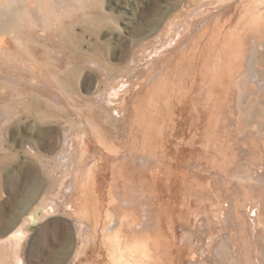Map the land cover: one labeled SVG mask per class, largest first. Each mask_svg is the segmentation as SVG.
<instances>
[{
	"label": "bare ground",
	"instance_id": "6f19581e",
	"mask_svg": "<svg viewBox=\"0 0 264 264\" xmlns=\"http://www.w3.org/2000/svg\"><path fill=\"white\" fill-rule=\"evenodd\" d=\"M139 2V0H0V89L6 84L15 86L11 98L21 99L20 103H24L22 104L24 107L30 109L44 107L48 112L51 109L52 115L59 113L60 109L63 111L62 114L65 112L68 116V121L66 120L68 126L61 128L63 130L61 143L50 145V151L59 147V151L56 149L58 152L55 150L56 153L52 157L39 150L37 139L41 136V126L38 117L34 115L35 117L28 122L36 131V136H40L36 139H27L28 144L25 145L24 142V145H20L22 155L27 154L25 156L27 159H30L29 155L34 153L41 155L43 158L40 162L41 169L46 174L45 183L38 188L32 202L45 188L40 202L45 213L62 211L64 207H68L65 213L70 215L75 226L79 228L76 232L82 242L76 250L75 257L77 258L82 252L88 254V248L98 251L94 253V257L92 255V258L87 259L88 264H200L205 259L201 262L199 258H206L204 254L211 253V249L216 245L212 239L217 237L212 238V234L217 228L222 229L223 235L220 230L217 231L220 232V238L222 236L225 240V242L221 240L222 242L215 246L217 250L221 245L226 246L231 255L235 254L231 257L236 260L234 264L237 262L249 264L251 259H247L245 252L243 253L244 231L241 223H244L242 222L244 220L241 221L242 217L239 218L242 212L240 213L238 209L241 203L245 209L249 206L247 212L243 211L246 212V221H248L246 223L254 222L260 226V240L255 238L254 241L255 244L260 241L264 245V226H262L264 216L261 217L264 212V194L260 195L259 201L249 193L245 194L246 197L242 200L243 185H237L240 181L236 177L237 186L226 187L225 182L228 181L225 179L230 173L227 174L225 170H231L233 167L229 166L236 165L234 167L237 172L242 171L246 174L243 168L247 163L242 160L245 159L249 166L256 167V171H259L257 168H262V171L259 174L257 171L256 175L264 179L262 160L264 142H261L264 141V0H204L202 4L193 6L188 11L186 19H182L180 24L179 21L174 22L175 29L170 34L169 40L167 38L162 40L158 35L157 42L161 44L159 47L154 43L153 46H149V50L144 47L143 51H146V55L143 56L145 59L143 64L146 65V69H138L139 72L134 73L139 79L145 77L144 84L141 85V90L134 101L127 100L131 101L130 105L124 103L121 105V96L132 83L129 77L132 78L134 75L131 72V75L128 73L130 76L125 79H123L125 72L114 77L110 75L111 73L108 74L107 67L105 68L101 61L87 57L88 65H85L86 63H81L83 61L81 57H78L79 62L77 60L75 62L70 57L66 58V55L70 49L75 50L81 46V42H76L72 38V35L77 34L76 31H79L81 37H88L86 41L88 45L98 44L99 30L97 31L96 28L105 20L116 24L115 31L118 34L115 36L114 31L108 33L112 38L116 37L117 42L125 39L117 26L119 16L114 13L111 5L114 4L119 9L124 5L132 11H138ZM182 2V0L177 2L172 0L161 6L162 11L155 21L148 23L150 24L148 31L151 35H157V31L162 26L170 23V20L168 21L170 13ZM201 7L210 10L205 13L199 10ZM173 24L170 23L169 28ZM169 28L165 36L171 32ZM158 32L161 34V30ZM93 33H95L94 40ZM162 33H164L163 29ZM108 42L110 41L107 40ZM171 43H174V46L165 49ZM51 51H56V54L59 51L64 57L61 59L63 65L61 62L59 64L63 70L61 66L56 65L57 63H55L56 69L59 68L60 71L53 70L54 66H50L48 56ZM59 58L61 57L54 59L59 63L60 60H57ZM137 58L142 60L139 56ZM50 59L53 60L51 57ZM132 59L137 61L135 57ZM86 68L107 73L103 85L97 88V93L93 98L91 97L92 104H95L92 106H97L100 111L102 109L104 115L109 114L117 129L107 127L106 124L105 127L104 125L99 127L96 117L94 119L93 112L90 111L89 102L73 92L76 77L69 71L79 70L81 76ZM19 106L20 104L18 107L14 104L11 107L13 110L14 107L19 110ZM10 108H2L0 112L1 148L6 144L5 134L7 135L8 127L16 122L18 116L22 117L20 110L18 112L17 109L13 111ZM55 108L58 109L57 112L54 111ZM143 118L147 127H154V131L150 136L147 135L149 132H146L148 138L140 137L141 139L138 140V136L132 135V130L138 124L141 127L143 122L141 124L140 122ZM181 123L187 127L186 135L182 139V136L179 137L181 146L189 144L190 147L193 144L196 146L200 144L198 146L200 149L198 156L187 160L188 170L185 174L184 191L189 199L188 206L185 208L182 206L181 209L176 206L170 215L166 212L169 216L165 221L160 209L161 200L153 196L145 187L146 190L140 187L139 192L133 194L135 188L132 189V182L138 181L141 175H149L161 159L163 162L169 159V157L163 159V152L157 154L156 147L162 150L159 146L162 142L164 144L163 139L170 138L168 132L176 130L175 127ZM159 128L166 131L163 136L160 135L162 130L158 133ZM178 134L182 135L180 132ZM175 135L176 133L172 136ZM52 137L53 130L51 134L46 135L47 139ZM174 140L177 141L176 138ZM166 144L169 145L168 142ZM214 164L216 169L213 171L216 175L213 179L217 180V185H211L213 182L207 180L209 186L211 185L208 188L203 181L205 176L200 172ZM227 164L229 166L226 167ZM133 171H139L140 176L133 175L135 174ZM160 171L159 169L158 174ZM251 173L246 176H249L248 178L253 176V179H250L254 180L256 176ZM164 176L163 178L166 179ZM180 176L177 179L181 178ZM21 177L32 178L38 182L39 168L33 166ZM243 180L245 182V178ZM144 181L146 186V180ZM161 182L163 185L166 183L163 180ZM232 182L234 181L228 182L229 185ZM248 182L247 180L244 186ZM248 186L247 188H250ZM258 189H260L259 185ZM262 190L261 193H264ZM129 191L135 197L138 195V203L136 202L137 206L134 205L133 208L136 207L134 211H126L127 206L123 208L121 206L122 202L126 203L130 200L126 194ZM197 191L198 195H196ZM159 194L158 196L161 197ZM187 199L184 200L187 202ZM224 203L226 205H223ZM28 209L27 207L25 210H19L15 220L8 224L12 229L20 223L16 233L12 234L15 239L0 242V264H27L21 250L18 251L20 248L18 243L26 233L25 228L30 218H35L34 214H27L30 210ZM250 212L253 213L252 217ZM215 215L219 220L214 219ZM223 223L226 227L221 225ZM204 228H207L209 234L206 233L207 235L202 239L200 236ZM66 229L68 236H72V227L67 226ZM67 243L68 246L72 244L71 237ZM256 251L255 257H258V248ZM224 252L227 254V249L218 256L221 264L226 258ZM226 256L228 258V255ZM251 256L253 258L254 255ZM29 257L28 254V261ZM231 258L229 257L228 260H232ZM209 263L212 264V260L208 261Z\"/></svg>",
	"mask_w": 264,
	"mask_h": 264
},
{
	"label": "rangeland",
	"instance_id": "374dc122",
	"mask_svg": "<svg viewBox=\"0 0 264 264\" xmlns=\"http://www.w3.org/2000/svg\"><path fill=\"white\" fill-rule=\"evenodd\" d=\"M139 1H140L138 3V7L139 8L137 9L138 11H132L131 9L126 8L124 5H121L120 9L118 7H116L114 4L111 5V7L114 10V13L116 15L118 14V16H119V21H118L117 26L120 29L121 35L124 36L125 39H121V40H119V42H117L116 37L112 38V36L110 34H108V33H111L112 31H114L116 33V31H115L116 30L115 29L116 24L114 22H110L108 20H105L104 22H102L100 24V27L96 28L97 31L99 30V43L98 44H92L91 46L88 45V42H86V41H88L87 40L88 37H86V36L81 37L79 35V31H76L77 34L76 35H72V38L76 42H79V43L81 42V46L75 48V50L74 49L73 50L70 49L67 52L66 58L70 57V59H72V60H74L76 62V60L78 61V59H80L78 57H81L83 59V61L81 63H83V64L86 63L85 65H88V61L86 60V58L87 57H91V58H94V59L98 60L99 62L101 61L100 63L105 68L107 67L106 70H107V72L109 71L108 74L111 73L110 74L111 76L116 77L117 75L118 76L119 75H123L124 72H125V74H124L125 76H124L123 79H125V77L130 76L131 74H133L135 76L134 73H138L140 69H144V68L146 69V65L143 64V62L145 61L143 56L146 55V51H143L144 47H147V50H149V48L151 46H153V43H154V45L159 47L161 44H159L157 42V41H159L158 40L159 38H157L158 35L161 36L162 40H164L166 38H167V40H169L170 34L173 33L174 32L173 30L175 29L174 28L175 27V23L174 22L179 21L178 23L180 24L182 19H184V18L186 19L188 11L193 6L195 7V6L199 5V4H202L204 0H182L183 2L181 3V5H178L176 7V9L170 13V16L168 18V21L170 20L171 24L174 23L173 26H171V28H169V24L170 23H167L168 26H167V24H165L164 26H162L158 30V31L161 30V34H159L160 32L157 31V35L156 34H154V35L150 34V31H148L150 24H148V23L154 22L155 18H157L158 14L162 11L161 6L166 5L167 2H171L172 0H139ZM173 1L177 2L178 0H173ZM199 10H202L204 12L205 11L208 12L210 9L209 8H205V7H201V8H199ZM137 14H138V16H137ZM167 28H169L171 30V32H169V34H167V36H165V32L167 31ZM162 29L164 30V33H162ZM117 34L118 33H116L115 36ZM92 35H93L92 38L94 40L95 39V33H93ZM162 35L164 37H162ZM107 40L110 41V42H108L109 44L107 43ZM110 43H111V45H110ZM117 43H120V44H117ZM173 44L174 43L168 44L165 49L171 48ZM132 45H133V47H132ZM139 49H140V51H139ZM133 51H134V53H132ZM70 53H71V55H73V53H74L73 57L70 55ZM51 54H53V55L51 56ZM60 54L61 53L59 51H57V54H56V51H51L50 56H48L49 64H51L50 66L51 67H52V65L54 66L53 67L54 69L52 68L53 70L60 71L59 68L56 69L57 67L55 66V63H57L56 65L58 67L61 66V65L59 66V64H61V63L63 65V62H62L61 59H64V57L62 55H60ZM128 56H129L130 59L128 58ZM138 56L141 57L142 60H139L140 58H137ZM50 57L53 59L52 61H53L54 64L52 63V61H50L51 60ZM55 57H57V58L61 57V58L57 59V60H60L59 63H58V61H56L54 59ZM133 57H135L137 59V61H134L132 59ZM73 58H76V59H73ZM60 68H62L61 70H63L62 66ZM69 72L72 73L73 76L75 75L74 77H76L75 81H74V84H73V88H72L73 92L75 94L80 95L81 98L86 100V102H89L90 111H91V113L93 112L92 113V115L94 116L93 118L95 119V117H96L95 120L99 123V127H101L102 125H104L103 127H105V124H106L107 127H110L112 129H117V126L114 125L113 120H111L112 118L110 117V115L107 114V113H105V115H104V112H102V109L100 107L99 108L101 109V111L98 109L97 106L93 107V106H95V104L94 105L92 104L93 103L92 98H93V96H95V93H97L96 89L103 85V81H105L107 73L106 74L105 73H99L101 71H99L98 69H94V68H91V69L90 68L89 69L86 68V71H85L86 73L85 72L82 73L81 76H80V71L79 70H77L76 72L75 71L74 72L69 71ZM121 72H123V73H121ZM130 72H131V74H130ZM128 73L130 75H128ZM134 76L132 78L129 77L130 81L132 83L129 84L127 89L123 92V95L121 96L122 99L120 100L121 101L120 104L122 103L121 105H124V104L125 105H130L131 101H134L137 98V96H138V94H139V92L141 90V85L144 84L143 81H145L144 80L145 77H142V78L139 79V77H137V76L134 77ZM14 87L15 86L6 84V85H3L2 88L0 89V112H1L2 108L9 109L11 106L13 107L14 104L16 105V107H18V104H20V106H19L20 112H19L18 108H16V107H14V108L17 109V111L19 113L22 112L21 113L22 117L18 116L19 118L18 117L16 118V122H13V125H11V127H8L7 132H6L7 135L5 134V136L7 138L5 137L6 138L5 139L6 140L5 141L6 144L4 145V148L0 147L1 148L0 149V242L7 241V239H11V240L15 239V237L12 236V234H13V232L16 233L17 228L19 227L20 223H18L12 229H10L8 227V224H10L11 222H13V220H15L16 213L19 210L22 211L23 209L25 210V208L28 207L30 210L28 209L29 211H28L27 214H34L35 215V222H31V220L29 221L28 225L25 228L26 229V233L20 238V241L18 243L20 245V248L18 249V251L21 250V253L23 254L24 259H25L27 264H88L87 263L88 260L90 258H92V255L94 257L95 254L98 251H97V249L95 250L94 248H92V249L90 248V250L88 248V251H89L88 254H85V253L82 252V253L78 254L77 258L75 257V254H77L76 250L82 245V242L80 240V236H78V233L76 232L77 229L79 231V228H77L75 226V224L73 223L72 218L70 217V215L65 213V210H67L68 207H64L65 209L62 210V211H55V212H51V213H45L44 212V208H43L42 204L40 203L41 200H42L43 191H44L45 188H43V190L39 193V197H37V199H35V201L32 202L33 197L35 196L38 188L41 186L42 183H45V180H46V174H45V172H43V169H41V165H40L41 164L40 162H41V160H43V158H42L41 155L34 153V155L36 157L34 155H29L30 159L29 158L27 159V157H25V156H27V154H25V156L22 155V148L20 147V145H24V142H25V145L28 144V142H27L28 140L27 139H30V138L36 139L37 137H39L41 135L40 138L37 139V144L39 145V150L41 151V153L49 155L48 157H52L56 153L55 152L56 149L59 151V147H57L54 151H52V150L50 151V145H52L53 143L56 144V145L61 143L62 136H63V130L61 128H66L68 126L66 124V122L68 121V118H67L68 116L65 114V112L62 114L63 111L60 110V109L58 110L56 108L54 109V111L58 110L59 113L55 114L54 111H53V114L56 115L55 116V115L51 114L52 113L51 109L48 112V110L45 111L46 109L44 107H37V108L35 107V108H31V109L29 107H24V105H22L24 103H20L21 99L20 100L19 99L14 100V98H13V100H12L11 92H12ZM123 98L124 99L127 98V99L123 100ZM129 99L131 101H127ZM128 102H129V104H127ZM117 105H119V103ZM21 107H23L24 109L23 108L21 109ZM92 107H93V110L91 109ZM39 109H41V111ZM12 110H13V108H12ZM36 111H37V113H36ZM42 111H44V112H42ZM45 112L47 114H44ZM40 113H42V114H40ZM61 114H62V116H61ZM64 114L66 116H64ZM34 115L38 117V123L41 126V130H40L41 134L39 136H36V131H34L33 128H31L29 126V124H28L29 120L33 119L35 117ZM48 115L50 116V118H49ZM44 117H45V119H43ZM144 122H145V120L143 118V120L140 122V124L142 123L141 127H139L140 125L138 124L132 130V135L134 134L133 136H136V137L138 136V138H137L138 140H139L140 137L141 138L142 137H144V138L147 137L148 138V136L151 135L152 131H154L153 130L154 127L153 128H151L150 126L147 127L146 122L145 123ZM175 128H176V130L168 132L170 138L172 137L171 139L164 135V137H166V139H163L165 145L163 144V142L161 140L162 144L159 147H161L162 150H158L157 149L158 146L156 147L157 154H160V153L163 152V154H164L163 159L168 158V157H169V159H165L164 160L165 162H163V160L161 159V161H160L161 164L158 162L157 163L158 167H156L157 165L154 166V168L152 169L153 172L151 171V173L149 175L146 174V175H141L140 176L141 173H139V171H137V172L133 171V173H135V174L132 173L135 176H140L138 178L139 180L136 181L137 183L135 182V180L132 182V184H133L132 189L135 188L134 189L135 191H133L131 189V191H133V194H137L139 192V190H140V187H142V188L145 187L147 189V191H150L151 194H153V196L158 197L161 200V202H160L161 204L160 203L159 204H160V209L163 212L165 221H167L168 216L170 214H172L173 209H175L176 206H177V208L179 207L178 209H181L182 206H183V208L188 206L189 199H187V197H186L187 195L185 194V191H184V183H185V176H186L185 174H186V172L188 170L186 168L187 160L191 159L193 156H198L199 149H200V147H198V146H200V144H198V146H196V144H193L192 146L190 145V147H189V144H186L188 146H181L182 143L180 141L184 137V135H186V133H187V129L186 128L187 127L185 126V124L181 123L178 126H176ZM180 128H182V129H180ZM178 129H180V131H178ZM52 130H53V137L50 138V139H47L46 138L47 133L51 134ZM139 130H141V131H139ZM161 130L162 129H160L158 133H160ZM185 130H186V132H184ZM177 131H178V133L180 132V134H182V135L179 136ZM146 132L147 133L149 132L150 134L149 133L147 134ZM165 132H164V130H162L160 135L163 136V134H165ZM171 132H174L173 134L176 133V135L172 136L173 134ZM179 137H181V139ZM175 138L177 139V141L174 140ZM178 141L180 142V145H179ZM167 142L169 143L168 146L166 144ZM261 142H264V141L262 140ZM171 143L174 144L173 147H172ZM183 145H185V144H183ZM169 148H171L170 149L171 152L168 151ZM184 149H185V151H184ZM191 149H194V150H191ZM262 149H264V148L262 147ZM189 151H191V152L189 153ZM178 152H180L179 154H181V155H179ZM169 153H171V154H169ZM37 156H38V158H37ZM177 156L179 157L178 159H177ZM180 156L182 157V159H181ZM170 158H171V160H170ZM263 158H264V156L262 157V160L264 161ZM159 160H160V158H159ZM177 160L178 161L180 160V161L177 162ZM242 160L244 161V163L245 162L247 163V165L243 168V171L245 170L244 172H246V174L245 173L243 174L242 171L241 172H237L235 167H234L236 165H232L231 166L230 163H228L230 166L227 164L226 167L229 166V167H233V168L231 170H225L226 173L228 172L227 174L230 173L229 175H227L225 180L228 181L229 183L231 181H234V182H232L229 185L228 182L224 181L226 183V185H227V186L226 185L225 186L229 188V187L237 186V185L241 184V185H243L244 191H245V189L247 188V186L249 185V182H250V186H248L250 188H247L248 190L246 189L245 192L243 191V195H242L243 197H241V198H242V200H244L245 199L244 197H246L244 195L249 193L250 196H253L255 199H257L259 201V200H261L260 195L264 194V193H261V190L264 187L263 186L264 185V183H263L264 179L262 177H260V176L258 177V175H256V172L258 171V170L256 171V169H255L256 167L253 168V166H249L250 164L247 162V160H245V159H242ZM166 161H167V163H166ZM243 161H241V162L243 163ZM168 163H171V165H168ZM33 166H36V167L39 168L40 179L38 180V182L36 180H34L32 178H28V177L22 179L21 175L24 172H26L27 170L32 169ZM164 166H166L165 167L166 170H165V168H163ZM247 166L250 167V168H247ZM173 167L176 168V169L173 170L172 169ZM155 168L157 169V171H156ZM159 169L161 170L160 173H159L160 175L158 174ZM215 169H216V166L214 164L213 166L208 167L207 169H205L204 171L207 170L205 173H204V171L200 172V174H202V175L204 174L205 177L203 176L204 178L203 177L202 178H203V181L207 185L208 188L211 185H214V184L217 185V180L216 181L214 180L215 179L214 175H216V174L214 173L213 170H215ZM247 169H249L250 172ZM257 169H259V171L257 172V174H259V172L262 171L261 170L262 168H257ZM251 170H253V171H251ZM171 171H174V172H171ZM176 171H178V173ZM254 171H255V173H254ZM251 172L253 173V175L255 174V176L257 177V178L256 177L254 178V180L256 182L254 180H252L253 176L250 177L252 179L248 178L249 176L248 177L246 176L248 173H251ZM164 173H166V174H164ZM231 173H232V175H231ZM209 174H211V175H209ZM234 174H235V176H234ZM251 174H249V175H251ZM157 176H158V178H157ZM163 176L166 177L167 180L165 178H163ZM179 176L181 178L177 179V177H179ZM171 177H173V178L171 179ZM207 177H209V178L211 177L210 180ZM213 177H214V179H213ZM236 177L242 183L238 182V184L236 185V183L238 181ZM243 177L245 178V182L246 183H247V180L249 181L248 184L245 185L246 188L244 186V184H246V183L244 182V180H243L244 178ZM199 178L201 179V176H199ZM239 178H242V179L240 180ZM156 179H157V181H156ZM258 179L259 180L261 179V180L259 181ZM141 180L143 181V183H142ZM144 180H146V186H145V181ZM161 180H163L166 183L168 181L169 182L167 184L164 183V185H163V182H161ZM207 180L210 183H212V182L213 183L209 186V184H208L209 182H207ZM174 181H175V183H174ZM251 182H253V183H251ZM261 182L263 184H261ZM169 183H170V185H169ZM180 183H182V184H180ZM258 183H260V184H258ZM38 184H40V185H38ZM140 184H142V185L144 184V185L140 186ZM178 184H180L181 187ZM251 185H253V186H251ZM258 185L260 186V189H258ZM261 185H262V187H261ZM160 187H162V189ZM243 187H242V189H243ZM251 187H253V188H251ZM256 187H257V190H255ZM137 188H138V190H136ZM156 188H158V189H156ZM249 189L250 190L254 189L255 191L251 190L252 191L251 192ZM168 190H170V191H168ZM131 191H129L130 193L126 192L128 198L130 199L129 200L130 202L128 201L129 203L128 202H126V203H128L130 205H128V204L126 205L125 202L121 203L122 208L127 206L126 211H130V210L134 211L136 209V207L135 208H133V207H134L135 204L137 206V203H138L137 202L138 201L137 200V196L138 195L135 197L133 194H131ZM155 191H157V192H155ZM259 191H260V193H259ZM175 192H176V194L179 193V195L178 194L176 195ZM262 192H264V189L262 190ZM198 193L199 192L197 191L196 195H198ZM251 193H253V194H251ZM158 194L161 197H159ZM168 194H170V195H168ZM179 196L182 197V198H180ZM171 199H173V200H171ZM184 199H187V202ZM178 201H179V203H177ZM161 205L164 206L166 209L164 210V207H162ZM173 205H174V207H173ZM223 205H226V204L224 203ZM243 207H244L243 203H241L239 208L242 209V210L238 209V211L240 213L242 212V216L238 212L240 214L239 218L242 217L241 221H242V219L244 220V221H242L244 223H241V224H243L242 225V227H243L242 231H244V233H242V238H243V243H244L243 253L245 252L246 255L245 254L244 255L246 256L247 259H249V258L251 259L249 264H252V263L254 264V262H255V264H257V263L258 264H264V245L260 241H258V243H260V244H258V243L255 244V241H254L255 238L260 240V237H259V228H260V226H257L254 222H253V224L251 222L252 225L250 223H246V222H248V221H246V212H247L249 206L246 207L247 210L245 208H243ZM245 210H246V212H243ZM166 212L169 214L168 216L166 215ZM251 213L252 212H250V215L252 217L253 213L252 214ZM263 216H264V212L261 215V217L263 218ZM214 219L215 220H219V218H216V215H215ZM223 224H221V225L226 227L225 223H223ZM262 224H263L262 226H264V222ZM67 226H71L72 227V229H73L72 230L73 231L72 236L71 235L68 236L67 229H66ZM216 226L218 227V225H216ZM204 229H203V232H202V234L200 236V237H202V239L205 238V236L207 234H209V233H207L208 232L207 228L205 229L206 231ZM217 230L219 231L220 228H217L216 231H214V233L212 234V238L214 236V237H217L216 239H218V240H216V239H212V240H214L216 242V245L218 246V243L220 244V242H222V241L225 242V240L223 239L222 236L220 238V232H218ZM220 231L222 233L221 235H223L224 232L222 231V229ZM165 233H167V231ZM217 233H218L219 237H218ZM69 237H71V242H72V244L70 246H68L69 243H67V241L69 240ZM209 239H208V241H209ZM206 240H207V238H206ZM206 240L204 242H206ZM244 241H246V242H244ZM199 243H202V242L199 241ZM199 246H200V244H199ZM215 246H214L213 249H211L212 252L209 253L210 255L209 254H207V255L204 254L206 256V258H207V262H206V258L205 257L202 258V257L199 256L200 257L199 259H201V262H203V260L205 259V261L203 263H200V264H205V263L208 264V261L211 262V260H212V264H221V261L218 260V256L223 254L222 251H224V250L226 251V249H227V254H226V252H224L225 253L224 257H226V258H225V260H222V264H225L229 257L231 258L232 256L235 255V254L231 255L230 251L228 250V248L226 246L224 247V246L221 245L222 246L221 247L219 245L220 247L218 249L219 250L221 249L222 251L217 250V248H216L217 246L216 247ZM256 247L258 248V257H255V255L257 253V251H256L257 248ZM223 248H224V250H223ZM69 250H71V251L69 252ZM215 250H216V252H215ZM228 252L230 253V256H229ZM219 253H220V255H219ZM28 254L30 256L29 257L30 258L29 261L27 260L28 259ZM212 254H214V255H212ZM251 254L254 255L253 258L251 256ZM260 254H262V255H260ZM64 255H65V257H64ZM208 255H209V257H208ZM226 255H228V258H227ZM201 256H202V254H201ZM231 259L232 260H228L229 262H227L226 264L230 263V261H231L230 264H234L236 262V260H233V258H231ZM252 260H253V262H252ZM209 264H211V263H209ZM236 264H238V262Z\"/></svg>",
	"mask_w": 264,
	"mask_h": 264
},
{
	"label": "water",
	"instance_id": "95a60500",
	"mask_svg": "<svg viewBox=\"0 0 264 264\" xmlns=\"http://www.w3.org/2000/svg\"><path fill=\"white\" fill-rule=\"evenodd\" d=\"M30 219H31V221H32V222H34V220H35V218H34V217H32V218H30Z\"/></svg>",
	"mask_w": 264,
	"mask_h": 264
}]
</instances>
